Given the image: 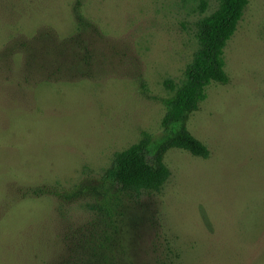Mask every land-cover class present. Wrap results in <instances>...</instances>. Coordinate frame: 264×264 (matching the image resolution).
Returning <instances> with one entry per match:
<instances>
[{
    "label": "rangeland",
    "instance_id": "1",
    "mask_svg": "<svg viewBox=\"0 0 264 264\" xmlns=\"http://www.w3.org/2000/svg\"><path fill=\"white\" fill-rule=\"evenodd\" d=\"M218 4L0 0V264H264V0L188 119L209 158L170 150L169 181L138 199L101 178L142 132L165 139L164 82Z\"/></svg>",
    "mask_w": 264,
    "mask_h": 264
},
{
    "label": "trees",
    "instance_id": "2",
    "mask_svg": "<svg viewBox=\"0 0 264 264\" xmlns=\"http://www.w3.org/2000/svg\"><path fill=\"white\" fill-rule=\"evenodd\" d=\"M249 0H219L211 14L196 23L197 49L184 71V80L175 84L164 82L172 96L163 101L165 114L161 127L165 139L152 147V136L142 132L138 142L125 150L116 152L110 165L102 173V180L118 194L140 198L144 194H159L171 177L165 164L170 150H180L200 159L209 158L207 147L188 130L190 115L206 100V88L211 84L225 86L229 76L225 71L224 49L234 36ZM207 3L202 2L204 13ZM87 211L100 217L110 216L105 205L86 203Z\"/></svg>",
    "mask_w": 264,
    "mask_h": 264
}]
</instances>
